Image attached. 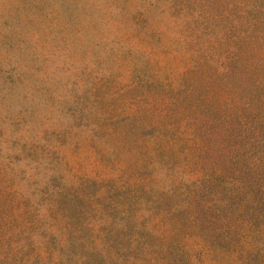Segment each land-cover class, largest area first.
Segmentation results:
<instances>
[{
	"label": "rangeland",
	"instance_id": "rangeland-1",
	"mask_svg": "<svg viewBox=\"0 0 264 264\" xmlns=\"http://www.w3.org/2000/svg\"><path fill=\"white\" fill-rule=\"evenodd\" d=\"M0 264H264V0H0Z\"/></svg>",
	"mask_w": 264,
	"mask_h": 264
}]
</instances>
